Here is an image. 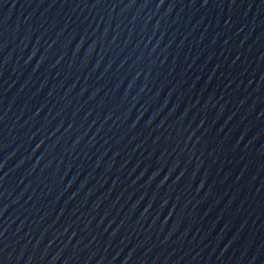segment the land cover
I'll use <instances>...</instances> for the list:
<instances>
[{"label":"water","instance_id":"95a60500","mask_svg":"<svg viewBox=\"0 0 264 264\" xmlns=\"http://www.w3.org/2000/svg\"><path fill=\"white\" fill-rule=\"evenodd\" d=\"M0 264H264V0H0Z\"/></svg>","mask_w":264,"mask_h":264}]
</instances>
